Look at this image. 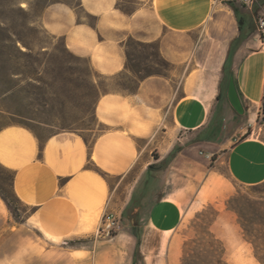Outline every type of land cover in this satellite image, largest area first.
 <instances>
[{"label":"crops","instance_id":"0c3cea01","mask_svg":"<svg viewBox=\"0 0 264 264\" xmlns=\"http://www.w3.org/2000/svg\"><path fill=\"white\" fill-rule=\"evenodd\" d=\"M138 1L131 13L118 9L117 0L57 2L46 6L39 20L47 33L62 38L69 52L86 58L105 77L125 70L128 38L157 42L166 60L188 67L178 84L181 94L175 96L171 79L156 76L142 80L134 93H102L93 114L103 129L90 138L44 129L37 136L1 115L0 165L12 172V189L25 211L15 221L0 199V264H90L89 251L60 244L95 234L105 212L119 218L139 189L142 206L154 199L146 227L162 234L176 230L195 205L226 200L233 185L264 182V44L255 22L232 56L243 107L238 117L228 99L216 100L229 44L238 36L228 0ZM77 10L94 23L85 22ZM258 13H264V5ZM197 30L200 39L193 43L189 33ZM175 146L179 150L163 170H148ZM170 196L177 205L162 210ZM222 220L229 223L226 231L233 227L239 235V228L233 211L218 210L210 230L222 241L225 257ZM79 252L85 258H77Z\"/></svg>","mask_w":264,"mask_h":264},{"label":"rangeland","instance_id":"374dc122","mask_svg":"<svg viewBox=\"0 0 264 264\" xmlns=\"http://www.w3.org/2000/svg\"><path fill=\"white\" fill-rule=\"evenodd\" d=\"M64 1L67 3L75 2V0ZM236 1L238 4H243V0ZM42 2L41 0H0V21L9 24L14 33L25 38L31 45L32 51L29 52L24 46L17 43L20 50L26 52L27 56L19 59L12 68H18L25 74L26 79L22 78V82L19 83V88L24 91L22 97L27 98L24 99L27 103L29 98H33L32 93L37 91L36 89H41L51 103L52 109L48 107L45 110L23 108L18 111V115L6 114L5 116L39 132L41 129L46 132L74 131L85 138H90L94 130L103 129L101 126H96L93 114L96 94L92 93L90 97L85 95L90 76L97 83L98 91L101 94L109 91H124V86H135L136 78L130 72L113 77L101 76L95 72L88 73L87 59L75 56L66 50L62 38L50 35L41 26L39 17ZM116 4L124 10L122 12L131 13L139 6V1L117 0ZM246 9L250 11V9ZM77 11L85 22L94 23L92 17L87 16L81 10ZM200 33V30L189 33L191 42L196 43L200 39ZM127 51L132 64L138 63L142 67H147L149 72L160 74L152 76L171 79L175 96L181 94L178 84L181 77L188 71L185 64H173L161 54V57L168 64H154L153 59L156 57V51L146 43L142 46L133 45ZM1 75L0 72V77ZM27 76L34 80H28ZM1 91L2 87L0 86V93ZM35 118L46 120L49 125L39 124L32 120ZM249 134L250 131L244 135L248 136ZM153 155L156 156L155 153ZM197 156H200L199 152ZM157 166L158 164L154 165L153 171L165 168L163 166L158 170ZM140 193L139 189L136 197ZM228 200L237 210H231L235 214L233 222L239 228V235L243 242L235 228L229 227L226 231L229 225L227 220L220 221L223 227L221 234L224 235L226 241L225 260L228 264H264V185L256 187L233 185L232 195L223 202L217 204L216 201H213L207 205H195L183 216L180 226L170 233L164 247L161 246L162 234L152 232L149 227H146L149 209L154 203V199H148L139 217L142 231L139 255L136 257V261L132 259L135 238L132 236L131 225L121 215L118 218L119 228L108 235L99 229L95 234L76 241L73 248L70 247L69 241L61 243L60 247L89 251L92 256L90 264H178L183 241L194 234L190 226V221L194 215L204 209H208L209 213L212 210L217 212L219 209L229 210L226 205ZM13 206L20 210L18 216H12L13 219L21 221L25 207L16 204ZM244 242L249 243V245L246 243L244 245ZM85 254L79 252L76 253V256L83 259Z\"/></svg>","mask_w":264,"mask_h":264},{"label":"trees","instance_id":"16d2710c","mask_svg":"<svg viewBox=\"0 0 264 264\" xmlns=\"http://www.w3.org/2000/svg\"><path fill=\"white\" fill-rule=\"evenodd\" d=\"M42 10L52 4L57 2L66 3L64 0H41ZM226 5L231 9L236 20L238 36L235 37L229 44L226 58L222 65V77L219 82V92L216 96L217 102H221L224 99H227V86L230 78H233L231 65H232V56L235 49L244 41L254 30H255V18L258 14L261 5H264V0H255L252 4L251 10H247L244 4H238L236 0H228L225 2ZM116 7L122 10L117 4ZM88 16V15H87ZM17 43H20L26 48L27 51L31 52V45L27 40L18 34L14 33L9 24L0 21V72L2 73L0 77V86L2 91L0 93V116L6 114H15L18 115L20 109H32L38 110L39 108L45 110L47 107L52 109L51 103L45 97V93L41 89H36L37 91L33 92V98H29V102H25V97H22L23 90L19 88V83L22 82L24 77V72L18 68L12 69L13 65L24 56H27L26 52H23L18 47ZM145 43L137 42L129 38L125 43V70L116 76H121L126 72L132 73L136 78L135 86H124L123 90L128 93H134L137 90L139 83L145 78L152 75H160L158 72L151 73L147 67H142L138 63H131L130 55L128 53V48L133 45L142 46ZM148 46L153 48L156 51V57L153 59V63L156 65L168 64L160 55L158 44L156 42L146 43ZM64 45V43H63ZM65 48V45H64ZM66 49V48H65ZM67 50V49H66ZM94 71L88 65V73L92 74ZM17 77V78H13ZM23 78V79H22ZM16 79V80H14ZM28 80H34L30 76H27ZM36 80V79H35ZM42 82L41 80H38ZM48 86V84L46 83ZM19 88V89H18ZM92 93H95V102L101 93L98 91L97 83L92 79L88 81L87 97H90ZM239 95V94H238ZM262 110L264 112V99L262 103ZM234 113L238 117H242V114H238L235 110ZM39 124L49 125V122L43 119H32ZM22 124V123H21ZM24 125V124H23ZM26 126V125H25ZM29 128L35 135H39V131L26 126ZM247 136L244 135L243 138ZM201 138L197 136V139ZM178 147L175 146L170 152L167 158L163 159L158 164V170L165 166L176 154ZM154 156V155H153ZM156 157V156H155ZM213 159V158H212ZM154 165H150L148 170H153ZM103 177L104 174H101ZM12 172L4 169L0 165V199L4 202L7 209L13 217L18 216L19 208H15L13 205H21V202L15 196L12 189ZM264 185V182L247 187H256ZM147 186V182L143 185V190ZM242 186V185H241ZM143 192L140 193L138 197L136 194H132L128 205L122 211L121 217L125 218L128 223L131 225L132 236L135 238V247L132 254V259L136 261V257L139 255V244L141 238V231L139 224L140 212L143 208L141 205V199L144 197ZM227 209L237 211L234 206L231 205V201H227ZM24 207V206H23ZM217 211L212 210L209 213L208 209H204L200 212H197L190 221V226L193 229V236L184 240L181 246V254L178 264H228L225 260V247L222 241L213 234L210 230V227L217 216ZM82 238H73L67 240L70 242V247H74V243L79 241Z\"/></svg>","mask_w":264,"mask_h":264},{"label":"built area","instance_id":"2783aa9c","mask_svg":"<svg viewBox=\"0 0 264 264\" xmlns=\"http://www.w3.org/2000/svg\"><path fill=\"white\" fill-rule=\"evenodd\" d=\"M255 0H243V4L246 8L251 9L252 4ZM256 31L258 33L259 40L264 44V13H258L255 18ZM119 228L118 217L112 212H105L102 217V223L100 230L108 235L110 232L115 231Z\"/></svg>","mask_w":264,"mask_h":264},{"label":"water","instance_id":"95a60500","mask_svg":"<svg viewBox=\"0 0 264 264\" xmlns=\"http://www.w3.org/2000/svg\"><path fill=\"white\" fill-rule=\"evenodd\" d=\"M227 99L231 105V107L238 113H243V107L241 101L239 99L237 90L234 85L233 78L229 79L228 86H227Z\"/></svg>","mask_w":264,"mask_h":264},{"label":"bare ground","instance_id":"6f19581e","mask_svg":"<svg viewBox=\"0 0 264 264\" xmlns=\"http://www.w3.org/2000/svg\"><path fill=\"white\" fill-rule=\"evenodd\" d=\"M178 199L177 198H172L171 196L170 197H167L164 201H163V206H162V210H166L168 207L170 206H173V205H177V202ZM178 217V215H173L172 216V219L175 220L176 218ZM150 231V230H149ZM153 232V231H152ZM156 232V231H155ZM162 233V232H161ZM171 233V228H167L163 231L162 233V245L161 246H165L166 245V242H167V238L169 237ZM148 234V233H147ZM151 234V232H150ZM147 236V235H146ZM147 238V237H146ZM161 238V237H160ZM151 241V240H150ZM158 242V241H157ZM163 264V263H162Z\"/></svg>","mask_w":264,"mask_h":264}]
</instances>
